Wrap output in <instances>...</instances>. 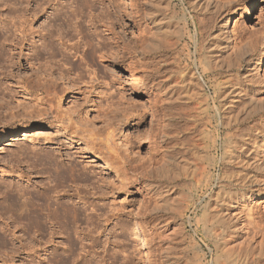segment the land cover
<instances>
[{
    "label": "rangeland",
    "instance_id": "374dc122",
    "mask_svg": "<svg viewBox=\"0 0 264 264\" xmlns=\"http://www.w3.org/2000/svg\"><path fill=\"white\" fill-rule=\"evenodd\" d=\"M25 1L32 5L31 0ZM41 1L44 10L34 23L39 31L34 37L36 48L26 42L21 67L13 66L17 49L11 52L8 42L0 47V132L27 122L31 126L0 138V211L6 204L3 191L21 190L19 193L24 194L20 200L39 207L42 223L29 230L27 221L12 216L13 222L10 215L6 216L8 212L1 211L0 264H56L60 259L66 264H211L213 246L206 231L213 211L210 196L222 166L218 160L210 186H193L192 106L189 100H182L180 70L187 48L192 59L198 57L196 42L203 38L204 44L213 43L216 27L235 11L229 36L239 34L244 41L254 42L255 48L238 69L234 59L221 54L218 68L223 71V79L230 74L237 79L238 71L246 65L251 79L247 84L257 86L255 96L261 99L262 107L250 101L234 107V111L248 121L260 112L264 114V0H253L248 20L241 15L249 0H212L219 9L216 7L217 14L211 19L202 11H192L189 0H171L175 10L169 5L168 9L165 0ZM23 2L0 0V21L7 29L11 27L9 22L17 24L20 7L27 5ZM73 10L77 17L73 18ZM65 12L71 20L70 27L65 26L68 30L57 25ZM165 14L175 16L170 23L172 29H182L185 14L192 39L183 35L184 30L182 35L167 39L152 36L148 17L158 21ZM78 24L81 33L75 30ZM151 39L158 44L152 46ZM64 42H80L81 46L79 53L71 48L67 51L68 61L61 57ZM101 43L111 48L109 52L100 48ZM92 49L96 53L91 60ZM262 53L263 62L256 71L253 60ZM33 64L35 68L41 66L42 84L46 83L44 78L49 79L43 69L48 65L55 68L49 82L55 83V93L31 92ZM60 72L65 74L64 79L57 78ZM203 82L209 87L208 76ZM237 85L233 88H239ZM208 92L213 94L211 87ZM33 109L41 114L24 117ZM72 122L76 133L70 131ZM85 128L98 136L81 130ZM218 142L217 158L221 150ZM54 162L65 179L58 180L54 175ZM71 164L76 171L70 169ZM257 187L264 190L262 185ZM44 195L49 197V208L42 199ZM256 202L251 201L241 211L245 223L257 221L262 212L259 209L264 212V204ZM56 203L68 208L67 222L51 213ZM250 221L247 224L253 227L255 223ZM263 235L264 221L255 243H264Z\"/></svg>",
    "mask_w": 264,
    "mask_h": 264
},
{
    "label": "bare ground",
    "instance_id": "6f19581e",
    "mask_svg": "<svg viewBox=\"0 0 264 264\" xmlns=\"http://www.w3.org/2000/svg\"><path fill=\"white\" fill-rule=\"evenodd\" d=\"M23 1L27 2V5H24L22 8L20 7L21 9V12L19 11L20 16L17 14L18 17L17 19H19L20 21L16 20L17 24L15 22H9L11 23V27L10 29H7L6 26L2 24L3 21H0L1 22L0 26L4 25V27L2 26L3 29L2 32H0V37L2 38L0 39V47H2L5 42H8V45L12 49L11 52L16 49L18 50L16 52V61L14 62L12 61L13 66L15 65L16 67H21L22 65L21 64V60L23 57L22 49L26 44V42L30 47L36 48L35 47L36 45H34L35 42L34 37H36L35 35H37V32L39 31L35 29L34 23L38 18L40 12L42 11V9L44 10L43 7L41 8V5L43 4L38 2V0H31L32 5H30L31 3L29 4V1L21 0V2ZM84 1L85 0H80L79 2L82 3ZM152 2L158 3L157 0H152ZM189 3L192 11H194L195 13L198 11H202L205 15L210 16L209 19H211L214 16L212 14H217L216 9L219 7L218 5H215V3L212 0H189ZM212 3H214V5ZM165 4L167 6L169 5L170 7H172L173 10H175V6L174 5L171 6L172 4L171 0H165ZM169 6L168 9L170 8ZM252 7H253V0H249L241 15L245 20H248L251 17ZM71 12L74 18V16L77 15V11L73 10ZM234 14L235 11L229 12L226 16L227 19L223 21L221 25L216 27L215 30L217 31L216 32L217 34L211 36L214 38L213 43L207 42L204 44L203 42L205 40L202 37H201L202 38L201 41L196 42L195 56L196 54H198V57H194V59H192L193 56L190 53V49L189 47L187 48L188 52L186 53V58L184 59V62L180 70L181 73L180 93L182 96V100L184 101L189 100L192 106L191 118L194 129V138L192 142L193 143L192 155L194 156L193 158L194 161L192 162V164L190 163L189 164H190V170L192 172L191 175L193 179V186L196 189L199 188L203 189L204 187L210 186L214 179V174L212 173V170L215 169V167L217 166L216 164L218 160L220 162V165L222 166L221 172L218 173L216 179L215 188L212 190L210 196L211 200L213 201V211L211 212L210 226L207 228L206 231V234L210 237L213 246L212 248L213 256H212L211 264H264L263 240L262 243H260L261 242L260 240L258 241L259 242L258 244L255 243L256 234L259 232V228H261V223L264 221V212L262 208L261 210L259 209V212L260 211L262 212L259 213L260 216L257 215L258 220L257 221L251 220L252 222L255 223V225L249 220L254 225L253 227H250L247 224L249 222L248 220H247L248 222L245 220L247 222L245 223L240 215L243 209L245 208L247 209V206L251 201L252 203L253 202L255 203L256 201H260L259 202L260 205L264 204V190L261 191V189L257 187L258 185L264 186V174H263L264 173V114L263 113L261 114V112L258 110V112H260L259 116L255 119L248 121L246 120V118H243V115L240 116L239 112L236 113L234 111L235 109L234 107L238 105L244 106L246 103L250 101H253L255 105H257L256 106L257 108L258 106H260L261 108L262 102L260 98L255 96V93L258 91L257 86L247 84L248 81H250L249 83H251V79L248 78L250 72L248 71L246 65L245 68L242 70V72L238 71L239 75L237 76V79L231 77V75L233 76V74H230L229 78L227 77L228 79H223L221 77L223 71L222 69L218 68L219 67L218 65H220L221 63V62L219 63L218 57L221 54H226V56L234 59L233 61H235L237 65L235 67L238 69L241 62L246 60V57L248 56L249 52L255 48L253 44L254 42L251 43L244 41V39L238 37L239 34L238 36L235 34L236 36L234 38L229 36L228 27L230 26V24L231 26L232 24L235 25V23H233ZM66 15H67L66 12L65 14L63 13V19L62 18L60 19L62 21L60 23H57V25L59 24L61 28H63L64 30H68L66 29V27L67 28L70 27V21H71L69 19L70 14H68V16ZM79 16H82L81 13ZM58 17L59 16H57V18ZM153 18L154 17H148V21L151 23L150 29L152 31L151 33L152 36H154L155 34L159 39H167L171 35H180V34L182 35L181 32L182 30H184L183 35L188 36V40L192 39V33L189 30L190 29L189 20L187 19L185 14L183 15L185 22L182 26V29L181 28L172 29V27L170 26L171 21L175 19V16L173 14L170 15L165 14L164 17H161L160 20L158 21L154 20ZM14 19H16V16ZM136 29H138L137 25H136ZM75 30L81 33L82 30L79 24L76 25ZM7 32H9L8 35ZM151 42H152V46L158 44L157 40L151 39ZM87 43L89 44V42ZM87 43L85 42V44ZM63 44L65 45L62 48L63 54H61V57L62 59L64 58L63 60H67V61H68V57L66 56L68 53L67 51L71 48L74 49L76 53L78 51V48L81 47L80 42L68 43V44L64 42L62 43V45ZM100 48L103 50V48H106V45L101 43ZM106 49H105L106 50L105 53L109 52L111 48L108 47ZM2 50L3 49H0V52ZM95 50L92 49L91 51V60L94 57L93 55L96 53ZM33 51L36 52L37 50L34 49ZM110 53L112 57V51H110ZM10 56L12 60L14 58V55L11 54L9 55V57ZM33 57L35 59V56ZM253 61H254L253 62L254 68H256L257 71L258 69H260L261 64L263 62V53L258 55L257 58H254ZM248 62H250V59L248 60ZM134 64L135 62L132 61V65ZM30 68L33 74L35 75V80H33V84L29 86L31 92L33 91L36 92L39 90L40 93H48V94L55 93L54 92L56 91L55 83L53 82L51 84L49 83L51 80L50 76L52 75V73H54L53 71L55 70V68L53 66L48 65V67L46 66V69H43L44 77L49 76L48 77L49 79H47V77L46 78L43 77L46 82L44 84L41 83L40 81L41 79L39 77V71H41V66L38 65V67L35 68L33 64L32 67ZM47 68L48 70H50L49 72L47 71ZM207 76L210 81V84H208L209 87L206 85L205 82H203V79H205ZM64 77H65L64 73L62 72L58 73L57 78L64 79ZM234 80H242V82L241 81L235 82ZM236 83L238 84L237 87L239 86V88H233V86L236 85ZM210 87L213 92L212 95H210L208 92ZM230 87L233 89H231ZM36 95L37 94H34V97H36ZM246 95L250 96L248 100H245L244 96ZM33 100L38 101L39 99H33ZM238 109L239 107L236 108V111ZM233 111L235 113H233ZM34 112L35 109L25 113L24 117L26 116L32 117L33 114H35L36 112H37L36 116L41 114L40 110L36 111L35 113ZM245 116L246 115H244V117ZM74 124L75 123L72 122V124L70 123L69 125V128L71 129L70 130L71 133L77 132V129H75L77 127L73 126ZM29 127H31L29 122L21 126L19 125V126L9 127L8 132H3V134L2 132H0V138L4 136V134L14 135L19 129L23 130ZM81 130L87 131L88 129L85 128ZM90 130L91 129H89L88 131L92 134V136L94 135H96V137L98 136L96 131L92 130L91 132ZM89 140L90 143L91 141L93 142L92 146L96 145L94 140H91L90 138ZM219 140L221 141V145H220L221 150L219 149L220 156L219 158H217L218 157L217 147L219 146L218 144ZM105 146L107 148L109 147L107 143L105 144ZM71 165L72 166L70 169H74L76 171L75 166L73 164ZM51 168L55 169L56 174L54 175L57 176L58 180L60 179L62 180L63 178L65 179L64 173L61 171V168L58 166V163L55 164L54 167L52 166ZM72 172L74 171L72 170ZM19 191L17 190L15 192L10 193V191L6 189L5 191H3L5 194L2 192L3 199L6 202V204H2L3 205L2 206L3 210L1 209L2 213L10 212L11 214L7 213L6 216L10 215V218H12L13 216L15 219L27 221V224H29L30 226L27 227L26 225V228H28L29 230L31 229L30 227H34V226L39 227L40 224L42 223L40 222L42 220L40 219V216L37 213V209L39 207L36 208L37 206L36 207L33 206L34 204L32 205V202L31 204H27L24 201L22 202L20 200L21 198L20 196L23 197L24 193L21 194L19 193ZM47 198L49 199L48 196L44 195L42 199L44 203L47 204L46 206L49 208L51 206L48 204ZM39 203L37 205H39ZM56 204L57 205L56 206L54 205L55 207H53L54 211L50 210L51 213L54 212L55 216L59 220L67 222L69 215L68 208L64 204L61 205H58L59 203ZM251 208L254 210L253 206L252 207L249 206L248 207L249 211L252 210ZM263 209H264V205H263ZM203 211L204 213H202V216L204 217L203 220H205L207 219L205 207ZM246 211L248 210H245V212ZM249 211L247 213H249ZM243 218L245 217L243 216ZM60 260L57 261L55 260L56 264H66V261L61 262Z\"/></svg>",
    "mask_w": 264,
    "mask_h": 264
}]
</instances>
